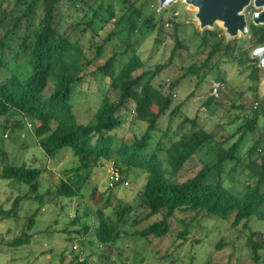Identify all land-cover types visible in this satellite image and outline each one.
<instances>
[{
    "label": "trees",
    "instance_id": "16d2710c",
    "mask_svg": "<svg viewBox=\"0 0 264 264\" xmlns=\"http://www.w3.org/2000/svg\"><path fill=\"white\" fill-rule=\"evenodd\" d=\"M137 3L138 0H0V117L5 118L0 129L9 130L13 135L27 126L38 148L51 160L62 150H71L78 165L70 170L71 177L56 186L55 195L61 198H78L93 170L104 162L112 163L121 175L136 171L145 176L139 197L144 223L142 229L132 233L134 238L161 240L170 232L176 213L204 214L227 222L232 220V227L244 222L248 230L245 248L250 260L252 264H264L263 233L247 226L252 219L264 222V125L245 156H239L246 137L259 129L260 118L264 120V96L255 95L252 101L237 107L242 110L244 123L233 135L215 143L217 147L210 162L203 161L199 152L209 148L215 141L214 135L200 128L196 119L180 115L178 131L170 134L167 130L154 140L160 131V120L170 111L185 81L195 82L196 89L201 87L208 83L213 72H218V62L223 60L254 73L260 71L252 53L264 48V24L248 25L243 41L218 37L214 29L203 31L201 43L206 47V57L181 67L174 80L157 83L160 73L174 69V60L181 57L180 51L185 48L176 38L167 62L139 75L135 74L144 65L135 53L120 66L118 58L131 50L134 33L155 31L156 42L162 35L163 20L158 24L153 17H145ZM66 10L78 12V18L63 26ZM112 19L115 27L128 25L127 48L122 53L114 51L102 65L86 74L84 69L90 61L81 64L78 57H85L88 51L95 58L101 56L106 45L117 36L114 27L108 28ZM208 38L212 42L208 43ZM216 77L215 80L224 84L219 73ZM105 80L109 82L104 89ZM254 81L259 83L258 74ZM83 84L90 87L86 94H97L99 101L87 124L78 123L72 109V98L77 87ZM91 85H95V90ZM215 101L211 97L204 106L211 110ZM254 104H257L255 110ZM125 114L132 119L131 125L145 127L129 143L113 134L125 122ZM235 136L238 139L230 144ZM0 153L6 156L3 151ZM195 157L201 168L193 176L183 177L180 173ZM41 173L40 169L25 164H3L0 179L26 186L28 192L16 197L9 211L0 210V215L15 216L21 201H32L37 205L28 218V229L32 228L45 205V196L40 193ZM243 175L247 183L239 192L224 187L223 177L236 179ZM132 211V207L122 208L118 204L115 218H111L98 210L97 224L95 227L84 225L83 234L92 231L98 245L115 248L127 236L124 227L130 226ZM153 219L156 222L150 223ZM78 221L77 216L72 224ZM186 233L180 236L183 238ZM28 243L29 238L24 235L14 239L11 246L19 248ZM221 246L219 243L217 248ZM70 264L90 263L75 256Z\"/></svg>",
    "mask_w": 264,
    "mask_h": 264
},
{
    "label": "rangeland",
    "instance_id": "374dc122",
    "mask_svg": "<svg viewBox=\"0 0 264 264\" xmlns=\"http://www.w3.org/2000/svg\"><path fill=\"white\" fill-rule=\"evenodd\" d=\"M159 2L160 0H138L137 7L141 8L145 17H153L158 24L160 19L163 20L162 35L158 41L160 43L155 41L157 37L155 31L150 34L136 32L131 37L132 48L129 53L125 57L118 58V63L122 66L135 53L144 65V68L138 70L135 75L143 71H153L156 66L166 63L176 38L181 41L185 50L180 51L181 57L174 60L173 70L158 75L157 83L174 80L179 76L181 67H187L206 57V47L201 43L203 31L214 29L219 33L218 37L233 39L227 35L226 29L220 22L215 23L212 28L201 29L195 19L197 9L182 0L162 10L159 9ZM115 4L118 5L117 1ZM6 5L7 3L4 4ZM261 11L262 9L253 6L252 0L241 13L246 25L252 24L253 15ZM77 18L78 12L66 10L63 26ZM166 21H169V24L171 22V25L166 27ZM99 26L97 24V28ZM109 27H114L117 36L106 45L99 58H95L92 51H88L85 57H78L81 64L90 61V65L86 64L84 69L86 74L102 65L114 51L122 53L127 48L128 25L123 23L115 27L112 19ZM242 37L239 33L234 38L243 41ZM249 37L247 36V39ZM210 42L212 39L208 38V43ZM255 59L259 64V59ZM218 65V72H213L208 83L201 87L196 89L195 82L188 81L180 85L170 111L159 122L160 131L155 135V141L167 130L170 134L178 131L182 121L180 115L190 120L196 119V124L200 128L214 135L215 141L208 145L209 148L199 152V157L203 161L210 162L214 158V147H217L215 143H221L225 137L233 135L244 123L242 110H238L237 107L252 101L255 95L260 98L264 96V69L254 73L251 69L239 68L225 60L218 62ZM218 73L224 79V84L222 83L224 89L219 99L213 102L211 110H208L204 103L211 98L210 82L217 79ZM256 74L259 76L258 84L254 81ZM108 82L104 81V89L107 88ZM94 87L95 85H91L92 90H95ZM89 88V84L78 86L75 98H72L73 113L77 122L81 124H87L92 120L99 104L97 94L93 96L86 94ZM172 111L175 113L171 114ZM124 119L123 125L113 134L117 139L129 143L134 136L141 135L145 127L142 124L131 125L132 119L128 114H125ZM2 122H5L4 117H0V124ZM263 125L264 120L260 118L259 129L244 140L240 157L245 156L247 150L259 137ZM237 139L238 136H235L230 144ZM0 151L6 155L1 156L0 153V170L3 164L12 166L25 164L27 167L41 170L40 193L45 196V205L30 230L28 218L37 209L34 202L21 201L15 216L0 215V264H61V260L63 264H70L75 256L80 261L88 259L90 264H252L250 253L245 248L248 230L244 228V222L232 227L230 222L232 220L227 222L192 212L176 213L171 222L170 232L163 239L134 238L132 233L142 229L144 223L139 197L145 184V176L140 175L139 172L130 171L129 175L123 172L122 177L127 179L124 180L128 185L111 189L108 174L110 162H104L93 170L78 198L65 199L55 195V188L60 182L71 177L70 170L78 165L70 149L62 150L53 160L49 159L38 148L30 128L25 126L24 130L13 135L9 130L0 129ZM200 168V161L195 157L180 174L183 177H191ZM246 181L244 175L236 179L223 177L224 187L236 192L246 185ZM27 192L26 186L0 179V210L9 211L16 197H23ZM118 204L122 205V208L132 207L133 211L130 214V226L124 227L127 236H123L115 248L98 245L91 234L92 231L83 234L84 225L95 227L97 224L98 210L103 211L107 217L115 218L114 213L118 209ZM77 216L78 223L72 224ZM134 221L138 223L134 224ZM153 222H156V219L150 223ZM247 226L253 231L262 232L264 236V222L252 219ZM185 231L187 233L182 238L180 235ZM24 235L29 238V243L13 248L11 243L14 239ZM219 243H222L220 249L217 248ZM261 254L264 255V251Z\"/></svg>",
    "mask_w": 264,
    "mask_h": 264
},
{
    "label": "water",
    "instance_id": "95a60500",
    "mask_svg": "<svg viewBox=\"0 0 264 264\" xmlns=\"http://www.w3.org/2000/svg\"><path fill=\"white\" fill-rule=\"evenodd\" d=\"M179 0H160L159 9H166ZM197 9L195 19L201 22V29L212 28L215 21H222L230 38L236 37L239 33L247 35V25L244 16L241 15L243 9L248 6L251 0H182ZM254 6L262 9L260 13L253 15L254 25L264 24V0H254ZM252 58L259 59V68L264 69V48L253 51Z\"/></svg>",
    "mask_w": 264,
    "mask_h": 264
},
{
    "label": "built area",
    "instance_id": "2783aa9c",
    "mask_svg": "<svg viewBox=\"0 0 264 264\" xmlns=\"http://www.w3.org/2000/svg\"><path fill=\"white\" fill-rule=\"evenodd\" d=\"M175 16H177V13H175ZM165 26L168 27L170 26L169 21L165 22ZM224 89V86L221 82L217 81V80H212L210 82V96L212 98H214L215 100L219 99L222 90ZM257 108V104H255L253 106V109L255 110ZM109 170H108V174H109V188L113 189L116 187H123V186H127V181H124L121 174L119 173V171L114 167V165L112 163L109 164ZM75 249V247H74Z\"/></svg>",
    "mask_w": 264,
    "mask_h": 264
},
{
    "label": "bare ground",
    "instance_id": "6f19581e",
    "mask_svg": "<svg viewBox=\"0 0 264 264\" xmlns=\"http://www.w3.org/2000/svg\"><path fill=\"white\" fill-rule=\"evenodd\" d=\"M218 22H220V23H222L223 24V22L222 21H218ZM199 23L201 24V22L199 21ZM214 23H217V21H215Z\"/></svg>",
    "mask_w": 264,
    "mask_h": 264
},
{
    "label": "flooded vegetation",
    "instance_id": "af4514ba",
    "mask_svg": "<svg viewBox=\"0 0 264 264\" xmlns=\"http://www.w3.org/2000/svg\"><path fill=\"white\" fill-rule=\"evenodd\" d=\"M252 1V0H251ZM253 6H254V0H253ZM255 7V6H254Z\"/></svg>",
    "mask_w": 264,
    "mask_h": 264
},
{
    "label": "clouds",
    "instance_id": "9594fccd",
    "mask_svg": "<svg viewBox=\"0 0 264 264\" xmlns=\"http://www.w3.org/2000/svg\"><path fill=\"white\" fill-rule=\"evenodd\" d=\"M122 176V175H121ZM123 178V177H122ZM124 180V179H123ZM125 181V180H124ZM76 248V247H75Z\"/></svg>",
    "mask_w": 264,
    "mask_h": 264
}]
</instances>
